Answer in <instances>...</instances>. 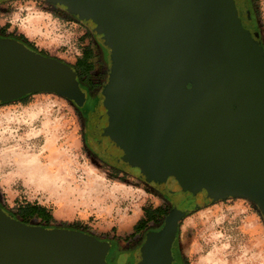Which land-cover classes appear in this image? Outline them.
<instances>
[{
  "label": "water",
  "instance_id": "obj_1",
  "mask_svg": "<svg viewBox=\"0 0 264 264\" xmlns=\"http://www.w3.org/2000/svg\"><path fill=\"white\" fill-rule=\"evenodd\" d=\"M87 25L110 55L95 124L145 182L205 203L252 202L264 220V49L235 0H42ZM46 93L86 110L72 66L0 37V104ZM182 209L136 249L175 264ZM108 241L26 224L0 206V264H107Z\"/></svg>",
  "mask_w": 264,
  "mask_h": 264
},
{
  "label": "rangeland",
  "instance_id": "obj_2",
  "mask_svg": "<svg viewBox=\"0 0 264 264\" xmlns=\"http://www.w3.org/2000/svg\"><path fill=\"white\" fill-rule=\"evenodd\" d=\"M252 1L264 49V0ZM3 26L8 29L3 32L23 38L39 53L77 67L92 86L106 84L108 49L62 8L42 0H0ZM83 53L90 57L77 64ZM85 126L79 110L54 94L0 104L1 207L17 215L19 206L38 204L48 216L41 226L111 241L107 264H136V249L146 232L161 226L175 206L186 213L174 248L182 264H264V220L252 202L228 198L205 203L169 185L163 188L175 193L164 197L138 173L121 172L120 166L113 168L95 156Z\"/></svg>",
  "mask_w": 264,
  "mask_h": 264
},
{
  "label": "flooded vegetation",
  "instance_id": "obj_3",
  "mask_svg": "<svg viewBox=\"0 0 264 264\" xmlns=\"http://www.w3.org/2000/svg\"><path fill=\"white\" fill-rule=\"evenodd\" d=\"M235 7H236L237 14L241 21L242 26L250 32V34L252 35L254 39L258 40V37L256 34L257 25L255 22L253 1L252 0H235ZM5 27L6 26H3L2 29L0 28V37L16 39L18 41L23 42L21 38H17L14 35H10L6 33L5 31L8 29ZM3 30L5 31L3 32ZM83 55L84 53L82 54V57ZM73 69L76 72L77 79L79 81L81 88L87 92L86 110L88 111V113H83L82 111H79V112H80L81 118H83V120H85V123H86V126L84 128V131H85L84 134L86 137V143L90 147V150L94 152L95 156H97L102 162L104 161L105 163L113 164L112 165L113 168H115V166H120L122 168L120 170L121 172H125L126 169H129L132 172H136L134 169H132L127 164L122 162V160L120 159V156H118L115 153V149H116L115 147L104 143L102 136L100 135L101 132L98 130L99 126L95 124L94 122L96 118V111H97V106H98V98L101 95L102 89L104 87L103 82H101L99 86H92V84H90L86 80L85 77L81 78L79 76V71L77 67L76 68L73 67ZM104 72H107V71L104 70ZM148 184L150 186H153L157 190L161 191L164 197H166L168 193H171L172 195L175 193L172 189L163 188L164 184L161 185L159 183H154V182L148 183ZM108 242L110 246L113 244V242L111 241H108ZM174 255L177 257L175 264H182L183 262H181L178 255L175 252H174Z\"/></svg>",
  "mask_w": 264,
  "mask_h": 264
},
{
  "label": "trees",
  "instance_id": "obj_4",
  "mask_svg": "<svg viewBox=\"0 0 264 264\" xmlns=\"http://www.w3.org/2000/svg\"><path fill=\"white\" fill-rule=\"evenodd\" d=\"M21 40L25 43V44H27L30 48H32V49H34L30 44H28L23 38H21ZM35 50V49H34ZM84 58H82V60L81 61H79L77 64H80V63H85V61H87L88 60V58L90 57V54H88V55H86L85 56V54H84V56H83ZM162 185V184H161ZM170 194L168 193L166 196H169ZM170 197V196H169ZM1 206V205H0ZM9 214H11L10 212H8ZM14 218H17V219H19L20 221H22V222H24V223H26V224H30V222H31V220L32 219H39L40 221H39V223L37 224L38 226H41V224H42V222L44 221V220H46V218L48 217L47 216V212H46V210L43 208V207H41V206H39L38 204H30V203H26V204H24V205H22V206H19L18 207V214L17 215H13V214H11ZM167 215V214H166ZM165 218V217H164ZM163 218V219H164ZM161 224V226H162V224H163V222L162 223H160ZM161 226H156L155 227V230H158ZM175 245H176V243H174V246H173V248H175Z\"/></svg>",
  "mask_w": 264,
  "mask_h": 264
}]
</instances>
